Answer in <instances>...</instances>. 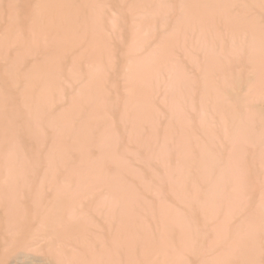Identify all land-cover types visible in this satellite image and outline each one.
Here are the masks:
<instances>
[{"label": "rangeland", "instance_id": "374dc122", "mask_svg": "<svg viewBox=\"0 0 264 264\" xmlns=\"http://www.w3.org/2000/svg\"><path fill=\"white\" fill-rule=\"evenodd\" d=\"M0 264H264V0H0Z\"/></svg>", "mask_w": 264, "mask_h": 264}]
</instances>
